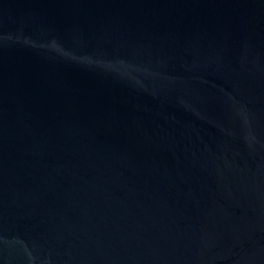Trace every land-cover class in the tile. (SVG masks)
<instances>
[{"label":"water","instance_id":"obj_1","mask_svg":"<svg viewBox=\"0 0 264 264\" xmlns=\"http://www.w3.org/2000/svg\"><path fill=\"white\" fill-rule=\"evenodd\" d=\"M0 264H264V0H0Z\"/></svg>","mask_w":264,"mask_h":264}]
</instances>
